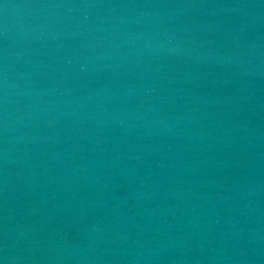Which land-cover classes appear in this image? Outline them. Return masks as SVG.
I'll use <instances>...</instances> for the list:
<instances>
[{
  "label": "water",
  "instance_id": "1",
  "mask_svg": "<svg viewBox=\"0 0 264 264\" xmlns=\"http://www.w3.org/2000/svg\"><path fill=\"white\" fill-rule=\"evenodd\" d=\"M0 264H264V0H0Z\"/></svg>",
  "mask_w": 264,
  "mask_h": 264
}]
</instances>
